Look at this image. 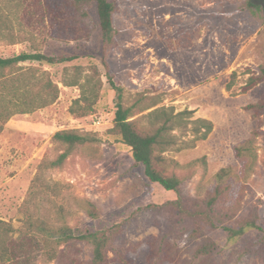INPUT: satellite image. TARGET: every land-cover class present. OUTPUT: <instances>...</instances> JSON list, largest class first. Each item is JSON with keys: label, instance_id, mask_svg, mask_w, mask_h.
Masks as SVG:
<instances>
[{"label": "rangeland", "instance_id": "374dc122", "mask_svg": "<svg viewBox=\"0 0 264 264\" xmlns=\"http://www.w3.org/2000/svg\"><path fill=\"white\" fill-rule=\"evenodd\" d=\"M109 1L120 34L108 65L119 93L100 63L94 7L79 18L71 0H21L14 10L0 3V57H78L53 67L21 64L28 87L49 80L59 93L45 108L12 116L0 134V220L15 230L10 239L19 240L28 203L34 217L63 218L81 232L117 225L107 264H264L256 231L230 239L182 222L163 206L175 194L146 179L113 129L119 103L131 109L128 120L143 134L176 119L166 133L172 144L160 155L166 175L179 181L183 206L203 210L215 197L213 210L225 223H264V110L246 108L264 101V81L247 88L264 66V24L241 10L244 0ZM83 92L97 94L93 111L74 118L68 108ZM66 130L98 141L75 150L60 167L46 168L64 149L53 134ZM76 199L92 203L97 217H88ZM207 243L211 252L198 254ZM23 248L26 264L90 261L84 244L63 247L53 260L25 241Z\"/></svg>", "mask_w": 264, "mask_h": 264}, {"label": "trees", "instance_id": "16d2710c", "mask_svg": "<svg viewBox=\"0 0 264 264\" xmlns=\"http://www.w3.org/2000/svg\"><path fill=\"white\" fill-rule=\"evenodd\" d=\"M0 3L6 5L5 7L9 10H14L19 6L21 0H0ZM71 3L79 18H85L87 16L86 9L90 6L94 7L101 43L100 63L105 70V77L109 86L119 93L120 89L115 85L108 65V57L120 34L113 19L114 5L109 0H71ZM241 10L247 11L259 23L264 24V0H244ZM0 24H2L1 18ZM9 36L13 38V35L10 34ZM77 58L76 55L64 54L47 56L40 52H20L11 57H0V134L12 116L29 114L45 108L54 103L58 97L57 86L49 80L35 85L33 88L23 83L24 71L21 64L37 63L53 67L72 62ZM262 81H264V66L258 68L255 76L249 77L247 88ZM65 85L74 86L75 84L68 83ZM96 97L97 94L91 97L83 92L79 98L73 101L68 112L74 118H82L91 114ZM246 108L254 110L255 113L260 112L264 110V101L248 105ZM183 114L185 113L180 115ZM129 117H131V109L123 108L120 103L116 104L113 119L114 132L121 144L130 153L133 164L143 168L146 179L159 185L163 190L175 194L176 199L167 201L163 206L169 207L177 213L182 222L195 221L210 229L221 230L230 239L241 237L248 230H254L259 234V239L264 241V223H259L256 220L245 221L238 225L225 223V217H222V214H216L213 210L215 197L210 198L205 203L203 210L197 207L190 209L183 206L179 192V181L174 175H166L164 159L160 155L165 148L172 144L166 133L173 128L176 119L166 118L152 133L143 134L135 129L133 122L128 120ZM204 128L203 138L210 132L211 125L208 124ZM52 140L62 145L64 149L54 161L45 165L49 169L60 167L75 150L98 141L93 134L77 130L55 132ZM76 204L88 217L92 219L97 217L96 209L89 201L76 199ZM25 205L23 226L17 230L20 234L19 240L12 241L10 239L9 234L15 230L12 229L10 223L0 220V264H26V260H29L30 256L24 251V241L30 248L35 247L38 252L47 255L51 260L61 253L63 247L84 244L90 251L89 264H107V252L112 249L119 233L117 225L102 231L81 232L72 229L68 223L64 222L63 218L54 221V223L46 217H34L30 213L28 203ZM212 248L213 245L207 243L198 249V254L208 255ZM22 255L25 262L21 260Z\"/></svg>", "mask_w": 264, "mask_h": 264}]
</instances>
